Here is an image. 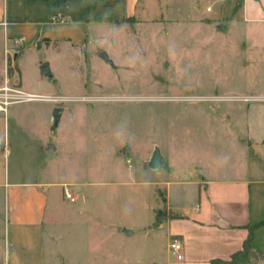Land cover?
Masks as SVG:
<instances>
[{
    "label": "rangeland",
    "instance_id": "rangeland-1",
    "mask_svg": "<svg viewBox=\"0 0 264 264\" xmlns=\"http://www.w3.org/2000/svg\"><path fill=\"white\" fill-rule=\"evenodd\" d=\"M235 5L199 0L191 11L189 0H140L134 20L97 37L88 30L81 50L52 44L0 73L21 91L61 95L6 105L4 165L8 176L74 184L66 185L73 202L52 187L46 231L53 224L60 238L68 222L88 220L91 264H154L164 233L155 211L163 220L169 204L196 203V187L183 181L220 174L240 160L241 139L264 137V20H244ZM44 61L52 80L39 71ZM54 106L63 108L56 128ZM155 146L162 163L152 170L144 161ZM79 205L82 215L68 212ZM4 254L0 231V264ZM68 259L62 264H78Z\"/></svg>",
    "mask_w": 264,
    "mask_h": 264
},
{
    "label": "crops",
    "instance_id": "crops-1",
    "mask_svg": "<svg viewBox=\"0 0 264 264\" xmlns=\"http://www.w3.org/2000/svg\"><path fill=\"white\" fill-rule=\"evenodd\" d=\"M198 1L189 0L191 11H197ZM221 1H235L238 5L233 11L239 14L242 10L244 20H264V0H243V6L242 0ZM139 2L0 0V73H8V68L16 69L19 56L38 54L52 44L81 50L86 45L88 30L97 37L107 25H126L128 20L135 19ZM205 11H212L209 4ZM57 14L59 18L54 19ZM216 24L217 27L220 25ZM224 25L226 29L229 27L228 23ZM36 60L41 62L39 57ZM4 85L0 81V88ZM68 86L75 87L74 84ZM45 96L61 97L59 94ZM4 139L5 130L0 126V231L5 240L4 264H62L65 258L78 264V259L83 258L86 261L80 264H91L88 259L97 241L90 235L93 226L88 220H78L75 224L68 222L60 238L52 232L53 228L56 231L55 225H51V231H46L45 218L54 193L52 187L64 188L73 183L34 180L31 174L22 177L19 172L8 176L4 165V154L8 149H4ZM239 143L241 157L231 168L217 175L183 181L196 187V203L169 204L168 211L173 208L179 215L164 216L165 219L157 223L154 220L155 227L164 222L161 247L158 248L161 255L154 264H210L214 259L226 260L242 248L250 231L251 246L264 252V137L252 132ZM57 149L50 150L56 152ZM83 211L80 205L68 209L78 215ZM71 233L74 235L70 238ZM173 239L180 241L181 260H177L171 251ZM254 264H264V260Z\"/></svg>",
    "mask_w": 264,
    "mask_h": 264
},
{
    "label": "built area",
    "instance_id": "built-area-1",
    "mask_svg": "<svg viewBox=\"0 0 264 264\" xmlns=\"http://www.w3.org/2000/svg\"><path fill=\"white\" fill-rule=\"evenodd\" d=\"M54 19H58L59 15H54ZM20 38L19 40H21ZM43 100V99H55V97L45 96L41 94H34L29 92H24L19 90L15 86L8 85V81L5 83L3 87L0 88V113L4 112L6 109V105L13 101H23V100ZM64 198L73 202L75 201V196L72 191L65 185L63 188ZM171 251L175 255L177 260H181L183 258L182 248L180 241L177 239H173L171 244Z\"/></svg>",
    "mask_w": 264,
    "mask_h": 264
},
{
    "label": "trees",
    "instance_id": "trees-1",
    "mask_svg": "<svg viewBox=\"0 0 264 264\" xmlns=\"http://www.w3.org/2000/svg\"><path fill=\"white\" fill-rule=\"evenodd\" d=\"M8 73H11V69L8 68ZM164 213L161 209L155 211V222H159ZM169 216L176 217L179 214L176 212H169ZM252 231H250L248 237L243 243L241 249L233 252L231 256L226 260L214 259L210 264H254L258 260H264V252L256 250L251 246Z\"/></svg>",
    "mask_w": 264,
    "mask_h": 264
},
{
    "label": "water",
    "instance_id": "water-1",
    "mask_svg": "<svg viewBox=\"0 0 264 264\" xmlns=\"http://www.w3.org/2000/svg\"><path fill=\"white\" fill-rule=\"evenodd\" d=\"M218 27H220V25H218ZM99 57L102 58L103 60L111 63V60L108 58L107 54L105 52H100L99 53ZM39 71L42 75L46 76L47 78H49L50 80L53 79V75L52 72L50 70L49 64L47 61L42 62L39 65ZM62 107L61 106H54L52 113H51V117H52V127L56 128L57 124H58V120L60 118L61 112H62ZM47 148H54L53 145L49 144V146ZM162 161V155L160 153V150L158 149L157 146L154 147L151 156L144 161V165L152 170H156L160 167ZM123 232L125 234H130L131 231L124 229Z\"/></svg>",
    "mask_w": 264,
    "mask_h": 264
}]
</instances>
